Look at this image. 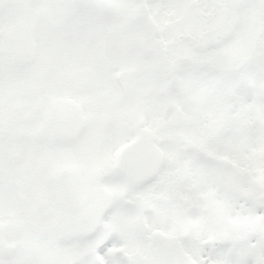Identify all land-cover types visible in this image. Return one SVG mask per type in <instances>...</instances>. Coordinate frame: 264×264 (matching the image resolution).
<instances>
[{"label":"snow or ice","instance_id":"snow-or-ice-1","mask_svg":"<svg viewBox=\"0 0 264 264\" xmlns=\"http://www.w3.org/2000/svg\"><path fill=\"white\" fill-rule=\"evenodd\" d=\"M0 264H264V0H0Z\"/></svg>","mask_w":264,"mask_h":264}]
</instances>
